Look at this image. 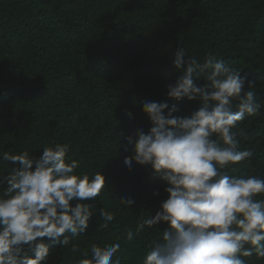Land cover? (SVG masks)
<instances>
[{"label":"trees","instance_id":"1","mask_svg":"<svg viewBox=\"0 0 264 264\" xmlns=\"http://www.w3.org/2000/svg\"><path fill=\"white\" fill-rule=\"evenodd\" d=\"M179 47L201 63L212 53L241 69L245 91L253 82L249 90L262 107L234 131L239 150L254 156L226 171L264 177V0H0V176L18 167L2 160L4 152L28 151L38 159L44 147L67 143L66 159L81 162L77 174L102 171L106 178L101 195L85 201L94 214L86 232H66L64 246L46 240L49 264H79L91 257L92 245L116 242L121 248L114 261L143 264L162 239L167 223L140 232L136 225L160 210L168 185L150 165L133 161L125 168L124 158L134 153L124 147L127 136L152 126L145 101L176 105L174 116L200 107L167 97V86L180 75L174 67ZM199 79L203 85L206 72ZM127 198L132 207L120 202ZM102 208L115 214L107 227ZM242 259L264 264L255 254Z\"/></svg>","mask_w":264,"mask_h":264},{"label":"clouds","instance_id":"2","mask_svg":"<svg viewBox=\"0 0 264 264\" xmlns=\"http://www.w3.org/2000/svg\"><path fill=\"white\" fill-rule=\"evenodd\" d=\"M174 55L180 75L167 86V97L197 101L200 107L190 116H174L176 105L145 101L142 110L152 126L125 138L124 150L131 147L134 155L125 157L123 166L130 170L133 161L150 165L168 185L160 210L136 225V232L161 222L168 225L143 264H246L242 257L264 258V201L257 199L264 196V177L226 171L242 161L250 164L254 156L251 150H239L234 131L262 107L249 90L254 84L248 81L245 91L247 77L241 69L212 53L203 63L182 47ZM200 72H206L203 85L195 82ZM69 147H44L38 159L28 151L2 153L3 161L18 167L0 176V186L6 185L0 193V264H49L46 240L68 245L66 232L76 237L88 229L94 214L85 201L101 195L106 178L102 171L91 177L77 174L81 162L66 159ZM120 202L134 204L131 198ZM99 212L104 227L114 221L113 212ZM133 235L129 229L127 239ZM120 248L119 242L94 244L91 257L79 264H120L113 260Z\"/></svg>","mask_w":264,"mask_h":264}]
</instances>
